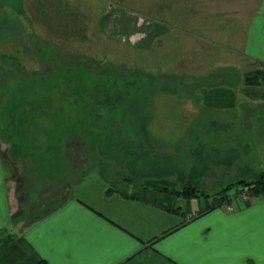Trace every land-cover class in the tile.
<instances>
[{
  "label": "crops",
  "instance_id": "1",
  "mask_svg": "<svg viewBox=\"0 0 264 264\" xmlns=\"http://www.w3.org/2000/svg\"><path fill=\"white\" fill-rule=\"evenodd\" d=\"M177 1L156 4L150 16L115 0H102V6L101 0H0V53L32 46L33 60L45 62L44 50L53 47L44 40L36 44L32 33L51 37L45 15L65 4L77 19L64 26L80 32L69 38L80 43L76 50L55 43L58 55L79 59L86 37L82 31H90L85 26L90 20L91 33L100 34L102 48L101 57H91L113 64L110 47L133 51L141 66L129 75L170 85L147 90L151 117L139 123L148 129L149 157L165 156L150 142H181V136L177 141L170 139L173 135L165 138L157 128H217L218 141L205 142H226L218 172L232 174L227 188L236 184L234 176L252 170L233 163L243 149L245 108L263 106L245 100V87L264 88L247 86L244 79L264 67V0ZM116 35L123 36L121 41ZM145 59L152 64L150 69L144 68ZM164 101H172L174 107L163 109ZM178 146L172 147L174 156ZM229 152L234 153L231 158ZM179 153L174 160L179 161ZM5 157L9 158V145L0 140V264H264V194L253 196L246 187L235 185L216 199H186L170 194L183 188L185 180L161 176L155 165L147 166L157 171L154 176L143 173L140 182L91 169L69 186L56 209L30 219L16 214L17 184L6 176L10 160ZM208 157L212 162V153ZM204 171L202 176L214 170L207 165Z\"/></svg>",
  "mask_w": 264,
  "mask_h": 264
},
{
  "label": "rangeland",
  "instance_id": "2",
  "mask_svg": "<svg viewBox=\"0 0 264 264\" xmlns=\"http://www.w3.org/2000/svg\"><path fill=\"white\" fill-rule=\"evenodd\" d=\"M115 1L118 4L120 3L121 5L128 8H133L141 11L143 10L147 12V14L150 16H154L156 12V4L162 3L164 5H171V2H173V0H115ZM178 1H177L178 3L184 2V0H178ZM101 6H102V0H101ZM101 10L102 9L100 8L99 11ZM78 11L80 13L81 10L78 9ZM86 15L88 14L86 13ZM45 17L48 24L50 25L49 27L47 25V27L50 29L48 33L49 35H51L52 38L51 37L39 38L38 33L37 34L32 33L31 39H34L36 44L37 43L43 44V40H44V43L48 45V47H53L56 50L57 47H55V43L65 47L66 50L69 49L76 50L78 48V44L80 43V41L76 42L75 39H69V38H73V35L75 33H80V32L75 31V28H71V27L67 28L64 26V24L65 22L67 24H72V21L77 19V16L75 18L73 12L69 11L66 8L65 4H63V7H60L58 10H52L50 16L45 15ZM90 21L88 22V20L85 18V22H88L87 24L85 23L86 24L85 26L90 31L87 32V29L86 30L83 29L82 31V33H84L86 37L83 40L84 41L83 44L81 43L82 49L79 55L83 58L84 56L101 57L102 54V48L98 47V45L101 44L100 43L101 37H99L100 34L92 35L93 33H91L92 27ZM69 28L71 29L69 30ZM40 34H42V32ZM121 38H123V36L120 35L115 36L116 40L121 41ZM60 41L62 42V44ZM33 50L34 49L32 46L30 47L22 46L21 48L18 49H13V50L7 49L5 50L4 53H0V94H1L0 96H2L0 98V120H1L0 122H2V118H4L6 115V111L3 114V110L6 107H9L8 104L12 103L13 105H15V103H19L18 98H15L14 96L11 101L12 95L10 93L16 92L15 95L17 96V93L40 94V92L42 91L45 92L48 90L56 89L55 87L51 86V80L49 78H45L46 80L44 83L38 81L40 75L44 73L43 67L45 66L43 65L44 62H38L37 60L35 61L33 60L34 59L32 56ZM58 50L60 51V49ZM109 52L111 55L114 54L112 56L113 60H111V63L113 64H109L106 61L103 63L109 64V66L112 67L116 65L114 68L118 69L119 71H122V74H128L129 71H131L132 74H134L135 72H137V69H139V67L141 66L139 64L140 59L137 56L132 55L133 51L126 50L125 48L116 45L114 48L110 47ZM59 59L61 61L65 60L67 61V63L73 62L69 54L67 55L60 54ZM107 59L109 58L106 56V60ZM17 62L22 67V70H20V72H18V70L17 71L15 70L17 69V65L15 66L13 65ZM143 62L145 64L144 68L150 69L149 67L152 64H149L146 59ZM45 65L47 66L48 64L46 63ZM29 72L31 73L29 74L28 80L19 83L16 86L15 85L16 78L19 77L21 74L29 73ZM10 76H13V78H9ZM149 80L153 82L152 84L155 85L161 84L160 80H155V79H149ZM26 84L27 86H25ZM244 91H245L244 93L245 100L249 102L259 101L261 102V104H263V106L260 109L256 108L257 110L253 108L252 109L247 107L245 108L244 140L242 142L243 149L241 152L238 151L239 153L238 160L236 159L235 161L237 162H234L233 164L234 165L236 164L238 168L248 167L252 170L251 171L247 170V173L244 172V175H237V176L233 175L235 177L234 179H236L235 180L236 182L239 181L240 179L241 180L246 179L248 181L253 180L254 177L257 174H259V171L260 172L264 171V90L263 89L246 90L245 87ZM154 97L155 96H153V99ZM171 102L164 101L162 108L166 110L171 109L172 107H174V104ZM71 108H72L71 106H67L64 109L69 110L71 113ZM183 113L184 112H181L180 115ZM145 114L147 115L148 118L151 117L150 112L145 111ZM252 116H254L255 118L253 117L254 119L250 120V117L252 118ZM58 120H59V126H61L59 128H62L65 132V134L62 135V137L63 138L65 137V139H67L64 142V152L63 155L60 156V158L59 156L57 157L56 155H54L53 158L51 153L42 152L40 154L44 158V161L40 164V167L35 168L28 160L19 161L16 162V164L12 165L9 161L10 159L5 157V161L6 162L9 161L5 165L6 176L14 178V181L17 184L20 212L19 213L17 212L16 214H19V216L23 214L24 217L30 219L39 218L44 214L46 210L53 209L57 205L61 204L65 200V197L67 196V192L70 184L80 174L87 172L91 169H97V170L101 169L102 171L110 175L111 178H121L127 176L135 182L143 181L144 179L143 176L138 175L137 172L131 173V169L124 164V162L126 163L125 158L119 157L118 159H116L113 157V155L111 156H108L110 154L104 155L103 153L105 152L103 151L106 148L105 144L103 143L100 144L101 154H99L98 152H91L87 144L81 139L76 140L74 142L68 140V138L71 136L70 134H72L70 132H73L72 125L73 124L76 125L78 122L76 117H72V115L69 114L66 119L63 120L60 117V119ZM144 129L146 136H148L147 133L148 129L147 128ZM157 129H158L157 131H162V135L165 138L169 137L170 135H173L171 136L170 139L173 138V140L177 141L178 139L181 138V142L179 143L173 142V144L171 145L169 143L150 142V146H152V148L156 153L161 154L165 152L164 157L158 158L156 160L155 169L159 167L158 164L167 165L168 162L170 163V160H166V159L170 157L172 161V158L174 160V157H176V155L180 152L179 153L180 158L178 162L182 165L181 169L185 173H187L188 170L192 172V173L190 172L188 175H184L183 177H181V180L182 179L185 180L184 183L186 186H193L197 188L198 194H206L208 196H211V198L216 199L217 196L215 194L218 191H221V189L225 188L227 185L226 182L229 181L230 178H232V174L220 175L218 172L220 168V166L218 165L219 163L218 159H220V156L224 154L223 150L226 146L225 141L224 142L220 141V144L217 143L218 138L220 137L219 129L212 128V130H206L203 127L187 128L180 126L160 127ZM197 135H199L198 141L192 142L190 140V142H186L188 141V137L189 139L190 137L192 139V137ZM151 137L153 138V136ZM100 138L101 137H99V133H97L96 139L100 140ZM152 138L150 139L153 140ZM207 139L217 140V141L207 143L205 142V140ZM0 140L2 141L1 137ZM37 144L42 145V143L40 142H37ZM168 146H170L169 149L167 148ZM175 146H178L177 149L178 153L176 152V155L174 156V154L171 153V150L172 147ZM218 149L219 152L222 153L214 152L215 150ZM106 151H108V149ZM211 153L213 158L212 162L211 159H209L208 157L209 155L211 156ZM232 154L234 153L229 152L228 154L229 158H231ZM215 156L217 159H214ZM229 160L230 159H228V161ZM207 165L210 166L211 170L212 169L214 170L213 174H207V175L204 174V176H202V173L205 172L204 170ZM11 167H14L16 169L15 171H13V173H11L10 171ZM137 168L138 170L140 169L139 171H143L144 174L148 177H153L154 176L153 174L157 172V171L156 172L153 171L150 167H146L140 161L137 163ZM160 171H162V173H167L163 171L162 167ZM235 181L232 183H235Z\"/></svg>",
  "mask_w": 264,
  "mask_h": 264
},
{
  "label": "trees",
  "instance_id": "3",
  "mask_svg": "<svg viewBox=\"0 0 264 264\" xmlns=\"http://www.w3.org/2000/svg\"><path fill=\"white\" fill-rule=\"evenodd\" d=\"M44 53H46L43 59L46 60L43 63L44 73H40L38 81L44 83L45 78H49L51 86L56 89L42 91L40 94L17 93L18 97L15 95L16 92L10 93L11 101L14 96L18 98L19 103L15 105L9 103V107L3 110V114L6 111V115L0 122V137L9 145L10 161L28 160L36 168L40 167L44 161L40 154L42 152L51 153L53 158L54 155L60 158L67 139L62 137L65 132L59 128L61 126L58 119L61 117L64 120L71 114L72 117L77 118L78 122L72 125L73 132H70L72 134L68 140L74 142L81 139L91 152L99 154H101L100 144L103 143L106 145L104 155L110 154L108 156L113 155L116 159L125 158L124 164L131 169V173L137 172L138 175L145 176L143 171L138 170L137 163L140 161L146 167L154 166L156 160L160 158L149 157L152 154L146 148L149 145L145 143V129L139 123L141 119L147 118L145 111L152 102V97L147 90L161 86L170 88V85L163 82L155 85L149 79L122 74V71L90 56H84V58L79 56L77 61L67 63L59 59V50L46 48ZM46 63L49 66H46ZM13 65H17L16 71L22 70L18 62ZM30 73H19L21 75L16 78L15 85L27 81ZM244 81L247 86L264 88V67L261 66L249 73ZM67 106L72 107L71 113L64 109ZM97 133L101 137L100 140L96 139ZM166 160H170L169 165L168 163L167 165L158 164V170L162 167L167 173L159 175L164 177L173 175L180 178L185 175L178 161L173 158L171 161L170 157ZM84 173L76 177L70 185L81 179ZM235 183L218 191L215 195L219 197L235 185L246 187L253 196L262 195L264 194V171L257 174L253 180L240 179ZM170 194L186 199L209 197L206 194H198L197 188L186 185ZM59 205L46 210L44 214L51 212Z\"/></svg>",
  "mask_w": 264,
  "mask_h": 264
}]
</instances>
